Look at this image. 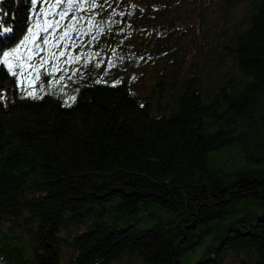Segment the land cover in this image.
<instances>
[{
  "label": "trees",
  "instance_id": "16d2710c",
  "mask_svg": "<svg viewBox=\"0 0 264 264\" xmlns=\"http://www.w3.org/2000/svg\"><path fill=\"white\" fill-rule=\"evenodd\" d=\"M42 7L0 0V53ZM61 10L79 62L0 63V264H264V0Z\"/></svg>",
  "mask_w": 264,
  "mask_h": 264
},
{
  "label": "snow or ice",
  "instance_id": "6c2138e0",
  "mask_svg": "<svg viewBox=\"0 0 264 264\" xmlns=\"http://www.w3.org/2000/svg\"><path fill=\"white\" fill-rule=\"evenodd\" d=\"M33 9L37 0H30ZM64 0H43L46 5L40 9L38 15H34V24L26 29L27 34L23 37L22 46L26 49V55H21L20 47L12 51H3L0 63L6 65L11 74L17 78L16 82L24 92L26 97L36 98V92L29 90V86L40 78V70L46 66H51V72L60 71V58L65 57L63 63L71 64L80 61V56H73L72 49L78 47L72 33L77 32L76 21L78 18L72 16L67 24L62 21L68 16L67 10L55 11L60 7ZM69 8L72 6V0H68ZM91 7L97 5L93 2ZM91 24V21H89ZM5 31H12L11 28ZM91 28H89V32ZM87 34V33H84ZM80 33L77 32V39ZM96 39L95 36L92 37ZM39 41V42H38ZM40 53H45L41 56ZM39 58L37 63H32L34 59ZM16 61L14 66L12 61ZM15 69L17 70H14ZM34 78V79H33ZM113 86H116L115 84ZM75 100V97L71 98Z\"/></svg>",
  "mask_w": 264,
  "mask_h": 264
},
{
  "label": "rangeland",
  "instance_id": "374dc122",
  "mask_svg": "<svg viewBox=\"0 0 264 264\" xmlns=\"http://www.w3.org/2000/svg\"><path fill=\"white\" fill-rule=\"evenodd\" d=\"M227 157H229V158H234V159H236L237 161L240 159L239 158V153L237 152V151H232V152H229L228 154H227Z\"/></svg>",
  "mask_w": 264,
  "mask_h": 264
}]
</instances>
